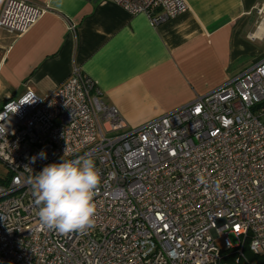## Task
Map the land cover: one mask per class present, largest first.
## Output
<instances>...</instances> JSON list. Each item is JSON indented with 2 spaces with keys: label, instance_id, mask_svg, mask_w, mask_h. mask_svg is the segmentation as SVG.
<instances>
[{
  "label": "built area",
  "instance_id": "2783aa9c",
  "mask_svg": "<svg viewBox=\"0 0 264 264\" xmlns=\"http://www.w3.org/2000/svg\"><path fill=\"white\" fill-rule=\"evenodd\" d=\"M108 1L153 27L188 11L184 0ZM45 13L5 0L0 31L21 37ZM81 156L101 174L95 223L60 234L41 225L31 182ZM216 240L264 256V59L135 128L78 68L47 96L1 107L0 264H227Z\"/></svg>",
  "mask_w": 264,
  "mask_h": 264
},
{
  "label": "crops",
  "instance_id": "0c3cea01",
  "mask_svg": "<svg viewBox=\"0 0 264 264\" xmlns=\"http://www.w3.org/2000/svg\"><path fill=\"white\" fill-rule=\"evenodd\" d=\"M28 1L46 13L21 37L0 31V109L78 68L135 128L264 59V0H184L186 13L156 27L108 0Z\"/></svg>",
  "mask_w": 264,
  "mask_h": 264
},
{
  "label": "clouds",
  "instance_id": "9594fccd",
  "mask_svg": "<svg viewBox=\"0 0 264 264\" xmlns=\"http://www.w3.org/2000/svg\"><path fill=\"white\" fill-rule=\"evenodd\" d=\"M100 180V170L87 156L45 166L31 182L41 225L65 235L93 226Z\"/></svg>",
  "mask_w": 264,
  "mask_h": 264
},
{
  "label": "trees",
  "instance_id": "16d2710c",
  "mask_svg": "<svg viewBox=\"0 0 264 264\" xmlns=\"http://www.w3.org/2000/svg\"><path fill=\"white\" fill-rule=\"evenodd\" d=\"M222 256L227 264H264V256L250 252L247 244L242 249L241 257L238 256L236 250L223 251Z\"/></svg>",
  "mask_w": 264,
  "mask_h": 264
},
{
  "label": "rangeland",
  "instance_id": "374dc122",
  "mask_svg": "<svg viewBox=\"0 0 264 264\" xmlns=\"http://www.w3.org/2000/svg\"><path fill=\"white\" fill-rule=\"evenodd\" d=\"M229 240H230V242H231L232 244L235 243V241H234V239H233L232 236L229 237ZM216 246H217L221 251L224 250V247H223L222 242H221L220 240H216Z\"/></svg>",
  "mask_w": 264,
  "mask_h": 264
}]
</instances>
